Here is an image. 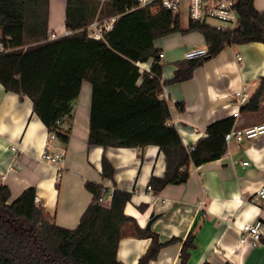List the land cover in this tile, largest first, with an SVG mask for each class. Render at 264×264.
<instances>
[{
    "label": "trees",
    "instance_id": "1",
    "mask_svg": "<svg viewBox=\"0 0 264 264\" xmlns=\"http://www.w3.org/2000/svg\"><path fill=\"white\" fill-rule=\"evenodd\" d=\"M50 0H0V83L8 93L28 97L34 114L63 142L59 120L72 116L73 104L85 82L92 86L91 132L89 145L103 148L143 149L157 146L166 159L163 178L152 177L150 189L159 195L169 186H181L190 179L192 167L218 161L227 151L225 135L235 118L214 122L208 137L193 151L168 123L170 106L157 94L162 90L163 65L155 42L173 34L198 32L203 35L207 55L182 61L171 83L194 77L195 71L234 45L264 44V12L254 0H236L239 24L235 29L217 31L208 21L192 22L181 28L180 14L163 7V0L143 6L137 0H67L66 29L70 35L49 39ZM115 19L102 39L89 37L90 26L99 20ZM152 62L149 72L139 65ZM141 84L139 85V82ZM264 84V78L262 79ZM263 99L259 89L242 113H258ZM181 111L184 106L179 105ZM64 122V121H63ZM103 177L114 179L115 170L102 161ZM92 203L76 229L59 226L37 202L36 189L26 190L12 201L7 186H0V264H124L118 253L123 239L131 234L150 239L152 244L138 264H151L163 248L182 243L180 264H188L195 249V236L183 241L174 238L166 244L151 229H141L125 215L132 193L115 190L109 209L99 201L103 187L85 185ZM141 211L146 206L140 207ZM209 264V263H205Z\"/></svg>",
    "mask_w": 264,
    "mask_h": 264
},
{
    "label": "crops",
    "instance_id": "2",
    "mask_svg": "<svg viewBox=\"0 0 264 264\" xmlns=\"http://www.w3.org/2000/svg\"><path fill=\"white\" fill-rule=\"evenodd\" d=\"M154 0H150L152 2ZM67 0H50L49 37H65ZM258 12H264V0H254ZM181 28L189 24V10L182 6ZM113 19L96 21L102 25ZM95 24V23H93ZM92 24V25H93ZM91 25V26H92ZM90 26V33L95 30ZM89 33V34H90ZM164 57L162 90L157 94L170 106L168 125L177 129L188 149L208 137L210 124L233 118L239 128L264 123V44L253 43L227 47L215 58L198 68L194 77L180 84L171 83L177 64L188 60L193 51L207 50L202 34H173L155 42ZM238 57L242 61H238ZM152 60L139 65L149 72ZM142 81L139 82V85ZM263 91L258 113H242L256 92ZM243 98L245 102H243ZM179 105L184 106L181 111ZM28 97L8 93L0 83V186H7L12 201L34 188L37 202L66 229L74 230L92 203L93 196L85 185L96 183L108 192L132 193L125 215L146 229L153 218L151 231L159 243L195 236V249L188 264H264V200L257 192L264 186V136L243 143L232 142L218 161L192 167L189 181L169 186L159 195L150 189L151 178H163L166 159L157 146L143 149L103 148L89 145L91 132L92 86L85 82L73 104L72 116L65 119L63 142L57 138L48 147V128L34 114ZM16 147L18 154L11 149ZM65 153V162L58 167L42 158L44 153ZM114 168L113 180L103 177L102 161ZM249 162L248 166H244ZM20 165V166H19ZM19 166V167H18ZM146 206L145 211L140 207ZM244 224H259L263 237L257 245L241 243ZM152 244L128 232L118 258L124 264H138ZM182 243L163 248L151 264H180Z\"/></svg>",
    "mask_w": 264,
    "mask_h": 264
},
{
    "label": "built area",
    "instance_id": "3",
    "mask_svg": "<svg viewBox=\"0 0 264 264\" xmlns=\"http://www.w3.org/2000/svg\"><path fill=\"white\" fill-rule=\"evenodd\" d=\"M143 6L151 3L150 0H137ZM236 0H163V7L171 11L174 15L180 14L182 11V6L186 5L189 10V19L192 22H204L209 20H214L217 24H214L217 31L223 32L227 28L235 29L239 24V18L235 10ZM115 22L113 19L112 23L102 25L95 22L91 27L95 32L90 33L89 37L100 40L105 32L112 29V25ZM69 33L66 32L65 36ZM0 36H3V32H0ZM50 40L58 39L56 34H51ZM0 51H5L4 46L0 45ZM207 55V50L193 51L187 55L188 60H193L197 58H202ZM164 55L160 54V58ZM238 61L241 62L242 58L238 57ZM245 102V99L242 100ZM240 117L239 111H236L233 118L238 119ZM64 120L57 121L56 125L61 126ZM264 136V123L250 128H239L235 122L232 129L225 135L226 145H230L232 142L243 143L244 141L256 140ZM55 130L49 131L48 135V147L52 141L56 140ZM195 146L188 148L189 151H193ZM11 151L17 155L18 149L13 147ZM42 158L47 160L49 163L56 165L58 171L60 170V165L65 162V153L58 155H51L47 152L42 155ZM249 162H245L244 166H248ZM20 166V165H19ZM18 166V167H19ZM114 191L108 192L107 189H103V196L99 203L103 208L109 209L113 202ZM259 199L264 200V186L257 192ZM241 243L251 242L254 246L260 243L263 234L261 231V226L259 224H244L240 230Z\"/></svg>",
    "mask_w": 264,
    "mask_h": 264
},
{
    "label": "water",
    "instance_id": "4",
    "mask_svg": "<svg viewBox=\"0 0 264 264\" xmlns=\"http://www.w3.org/2000/svg\"><path fill=\"white\" fill-rule=\"evenodd\" d=\"M152 224H153V218H152L151 221L148 223L147 229H151Z\"/></svg>",
    "mask_w": 264,
    "mask_h": 264
},
{
    "label": "rangeland",
    "instance_id": "5",
    "mask_svg": "<svg viewBox=\"0 0 264 264\" xmlns=\"http://www.w3.org/2000/svg\"><path fill=\"white\" fill-rule=\"evenodd\" d=\"M208 22L211 23L212 25H213V24H217V22L214 21V20H209Z\"/></svg>",
    "mask_w": 264,
    "mask_h": 264
}]
</instances>
